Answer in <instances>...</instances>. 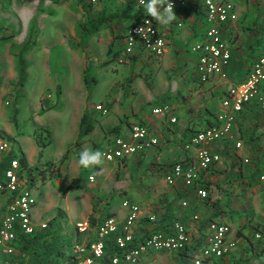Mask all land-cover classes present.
<instances>
[{
  "label": "crops",
  "instance_id": "crops-1",
  "mask_svg": "<svg viewBox=\"0 0 264 264\" xmlns=\"http://www.w3.org/2000/svg\"><path fill=\"white\" fill-rule=\"evenodd\" d=\"M125 1L119 0V6ZM228 1L235 8L237 21L223 30V39L230 51V61L224 69L226 78L215 77L203 85L197 81L196 56L190 49L202 38L206 28L201 0H190L185 9L174 12L177 18L171 25L157 24L166 40V51L159 61L144 56L127 59L121 56L123 36L133 25L132 21L104 25L89 36L87 55L91 57L90 51L96 47L102 55L92 54L96 60L89 70L92 92H83L85 55H74V71L76 66L78 69L74 74L77 81L70 93L75 103V114L70 120L75 136L72 138L70 133L73 142L66 143L69 142L68 147L75 151L66 150L60 159L48 161L44 158L43 149L30 135L15 132L16 123L9 118L12 112L0 111V134L18 141L32 183L40 187L33 190L35 198L39 196L33 209L35 231L49 229L47 243L52 246L51 250L53 248L47 251L45 247H37L22 252L18 248L19 235L16 251L23 256L20 264H64L66 259L72 260V244L95 242L97 226L102 220L114 217L122 223L131 205L138 206L141 211L133 230L137 240L154 232H168L178 222L189 233L190 250L194 251L204 244L207 223L219 221L229 225L234 247L222 259L204 264H244L257 260L258 244L253 242V237L256 228L264 229V180H261L264 132L256 105L245 107L237 115L227 139L185 149L189 139L211 125L217 113L226 112L220 102L226 86L240 84L264 50V0ZM98 4L96 0L94 5ZM100 7L97 12L107 11ZM4 37L8 38L3 35L0 41L5 40ZM39 62L43 60L35 58L32 61ZM32 69L33 65L29 66L27 76ZM96 71L99 78L95 76ZM97 85L101 87L98 90ZM98 105L108 108L107 115L96 111ZM156 107H168L169 112L155 115L151 109ZM85 111L90 114L94 126L89 134L79 139V124ZM133 124L144 125L149 131L140 152L122 161H105L102 168L79 166V154L84 149H112L110 142L115 137L129 141V128ZM79 140L81 143L77 145ZM238 143L240 149L235 148ZM198 149L219 155L220 161L199 171L193 188L186 187L180 179L168 185L164 179L167 171L176 163L196 165ZM8 157L9 154H0V179L4 172L2 162ZM244 160L248 163L244 164ZM74 187L76 189H72ZM77 188L81 191L77 192ZM198 188L208 193L206 199L196 195ZM60 192L65 194L62 196ZM182 201L187 202L186 208L180 206ZM8 202L7 195H0V220ZM195 216L196 221L193 220ZM86 220L91 228L81 234L75 225ZM44 223L47 228L41 230L40 225ZM187 255L186 252H162L142 264H171V261L160 262L167 257L190 264ZM1 257L9 264L6 255Z\"/></svg>",
  "mask_w": 264,
  "mask_h": 264
},
{
  "label": "built area",
  "instance_id": "built-area-1",
  "mask_svg": "<svg viewBox=\"0 0 264 264\" xmlns=\"http://www.w3.org/2000/svg\"><path fill=\"white\" fill-rule=\"evenodd\" d=\"M70 3H78V0H67ZM138 10L137 21L129 28L122 40V57L149 58L159 61L166 51V40L160 33L155 20L147 16L146 0H134ZM171 2L174 12L187 7L190 0H160L164 6ZM81 5H94L96 0H80ZM204 12L206 28L199 41L191 47V52L196 56L197 81L203 85L215 77L226 78L225 67L230 61L228 44L223 39V30L237 21L235 8L228 0H201ZM145 21H148L147 23ZM181 27V23L177 24ZM139 30V31H138ZM221 107L225 113H217L211 125L196 132L185 145V149L199 148L203 144H214L227 139L233 129L236 117L242 110L250 105H256L264 132V50L252 63L246 73L245 79L240 84H229L221 97ZM96 111L107 115L108 108L98 105ZM155 115L169 112L168 107H156L151 109ZM172 123L174 119L170 120ZM148 128L141 124H133L129 128V141L115 137L110 142L112 149H104L106 162L122 161L142 150V144L148 139ZM12 140L0 134V154L13 152ZM240 149V143L235 145ZM220 161L217 154L208 150L198 149L196 153V165H183L176 163L166 173L164 179L168 185H172L180 179L188 188H193L198 180L199 171H205L213 164ZM248 163L244 160V164ZM91 181V178L89 179ZM264 180V175L261 176ZM29 180L25 171L21 169L18 159H13L0 179V195L8 196V204L0 220V252L9 258V264H20L22 255L16 251L18 237L21 234L30 235L35 232L33 221V209L36 206V198L32 189L28 186ZM196 195L206 199L208 193L201 188L195 190ZM182 208L187 207V202L180 203ZM140 209L131 205L128 214L122 223H118L114 217H106L97 226V239L90 244H72L70 252L72 264H142L157 253H184L186 252L190 264H204L213 259H222L233 249L230 240L231 229L229 225L219 221H209L206 225L204 244L191 251V237L185 227L180 223H174L168 232H154L137 240L133 230L140 216ZM197 220V217H193ZM76 230L86 234L91 224L82 221L75 225ZM47 228V224H41L40 229ZM115 235L116 255L109 257L104 262V241L109 236ZM253 242L258 244V258L249 260L244 264H264V229L256 228ZM64 264H69L64 263Z\"/></svg>",
  "mask_w": 264,
  "mask_h": 264
},
{
  "label": "rangeland",
  "instance_id": "rangeland-1",
  "mask_svg": "<svg viewBox=\"0 0 264 264\" xmlns=\"http://www.w3.org/2000/svg\"><path fill=\"white\" fill-rule=\"evenodd\" d=\"M119 4V0H99L98 5H92L90 8L88 4L83 6L79 5V2L70 3L67 0H56L55 2L51 0H0V38L3 35L8 36L0 41V111L12 112L9 118L16 123L15 132L18 134H28L34 139L37 134L41 133L45 138L48 137L45 129L49 130V144L41 147L44 158H48V161H53V158L60 159L66 150L70 153L75 151L74 148L68 147L69 142L66 143L71 140L70 133L72 138L75 136L70 120L75 114V103L70 93L77 81L74 74L76 75L78 69L76 66V71H74V55L83 53L86 60L85 65L90 69L94 60L92 54L102 55L99 53L100 48L97 47L93 49V52L90 51L91 57L87 55L86 48L89 47L90 38L81 41L80 28L86 22L88 13L97 12L99 6H101L100 9L105 8L111 11ZM31 23L36 25L38 33L36 45L25 56V60L28 64L27 70L31 65L33 69L27 76L26 84L20 86L18 85L16 55L25 43ZM35 58L43 62L32 63ZM95 76L96 78L100 76L97 71ZM89 80L91 83V79ZM3 87L7 90L6 92ZM100 88V85H97V90ZM68 91L69 96H67ZM84 91H86L85 86ZM87 92H92V87ZM47 120L48 122L45 123ZM11 140L13 141V153L22 157L23 153L17 146L18 141L14 138ZM43 143H46V139H43ZM28 186L32 191L40 188L34 187L30 181ZM79 191L81 190L77 192ZM60 193L62 196L65 194ZM38 197L36 198L39 199ZM1 255L0 252V264H5L7 259L2 258ZM68 261L69 259H66L65 263ZM169 261L171 264H184L172 257L162 258L160 262Z\"/></svg>",
  "mask_w": 264,
  "mask_h": 264
},
{
  "label": "trees",
  "instance_id": "trees-1",
  "mask_svg": "<svg viewBox=\"0 0 264 264\" xmlns=\"http://www.w3.org/2000/svg\"><path fill=\"white\" fill-rule=\"evenodd\" d=\"M56 1V0H51ZM80 3V0H78ZM85 6V5H83ZM90 8H92V5H88ZM138 17V10L136 8L134 0H126L125 3L120 5L114 10L111 11H100V12H94L92 14L88 13L86 22L81 26L80 30L82 32V39L88 38L89 36L97 33L99 29L104 25H109L111 23H120L124 21H132L135 23L137 21ZM37 29L36 25L34 23H31L28 29V34L25 40V43L20 48L19 52L16 55V62H17V76H18V85L24 86L26 84L27 80V68L28 64L25 60V56L34 48L36 45V38H37ZM7 38V37H4ZM90 67H86L83 71V80L86 87V90H89L91 83H90V75H89ZM58 93V91H57ZM93 119L91 118L90 114L88 112H84V114L81 117L80 124H79V139L86 136L93 130ZM45 131L48 134V137L43 138L42 134H37L34 139L37 143V145L41 147H45L49 144L48 139L50 138V132L48 129H45ZM43 139H46V143H43ZM81 141L77 142V145L80 144ZM67 154V153H66ZM66 156V155H65ZM65 158V157H64ZM13 159H18L21 169L25 171L27 179L32 182V178L30 176L31 172L27 169L25 165V160L23 157H17L13 152H10L9 157L6 158L4 162H2V169H7L9 167V164ZM50 231L44 230V231H35L34 233L30 235L21 234L18 242V248L22 252H27L30 249H34L37 247H45V249L48 251V249L51 250L50 244L47 243V237ZM115 235L109 236L104 241V262H107V259L109 257L115 256L117 251L115 248ZM73 262L70 260L69 264H72Z\"/></svg>",
  "mask_w": 264,
  "mask_h": 264
},
{
  "label": "clouds",
  "instance_id": "clouds-1",
  "mask_svg": "<svg viewBox=\"0 0 264 264\" xmlns=\"http://www.w3.org/2000/svg\"><path fill=\"white\" fill-rule=\"evenodd\" d=\"M145 9L147 16L152 17L161 26L171 25L177 18L171 2L164 6L160 0H146ZM78 164L84 169L102 168L105 164L104 153L99 150L84 149L79 154Z\"/></svg>",
  "mask_w": 264,
  "mask_h": 264
}]
</instances>
